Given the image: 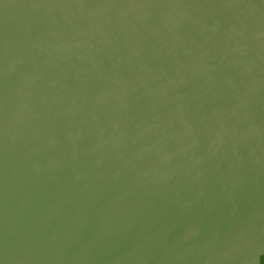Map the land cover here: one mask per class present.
<instances>
[{
  "label": "water",
  "instance_id": "95a60500",
  "mask_svg": "<svg viewBox=\"0 0 264 264\" xmlns=\"http://www.w3.org/2000/svg\"><path fill=\"white\" fill-rule=\"evenodd\" d=\"M0 264H264V0H0Z\"/></svg>",
  "mask_w": 264,
  "mask_h": 264
}]
</instances>
